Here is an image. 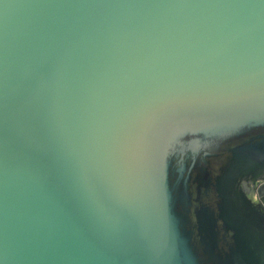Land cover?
<instances>
[{
    "label": "water",
    "instance_id": "water-1",
    "mask_svg": "<svg viewBox=\"0 0 264 264\" xmlns=\"http://www.w3.org/2000/svg\"><path fill=\"white\" fill-rule=\"evenodd\" d=\"M263 184L262 0H0V264H264Z\"/></svg>",
    "mask_w": 264,
    "mask_h": 264
},
{
    "label": "flooded vegetation",
    "instance_id": "flooded-vegetation-1",
    "mask_svg": "<svg viewBox=\"0 0 264 264\" xmlns=\"http://www.w3.org/2000/svg\"><path fill=\"white\" fill-rule=\"evenodd\" d=\"M262 186H263V185H262ZM260 187H261V186H260ZM250 189H254L253 186H251ZM259 189H260V188L257 189V192H260L261 189H262V187H261L260 191H259ZM262 196H264V194H261V197H262ZM262 198L264 199V197H262Z\"/></svg>",
    "mask_w": 264,
    "mask_h": 264
},
{
    "label": "rangeland",
    "instance_id": "rangeland-1",
    "mask_svg": "<svg viewBox=\"0 0 264 264\" xmlns=\"http://www.w3.org/2000/svg\"><path fill=\"white\" fill-rule=\"evenodd\" d=\"M261 194H264V184H263V186H262V189H261ZM262 197H264V196H262Z\"/></svg>",
    "mask_w": 264,
    "mask_h": 264
},
{
    "label": "snow or ice",
    "instance_id": "snow-or-ice-1",
    "mask_svg": "<svg viewBox=\"0 0 264 264\" xmlns=\"http://www.w3.org/2000/svg\"><path fill=\"white\" fill-rule=\"evenodd\" d=\"M262 2H264V0H262Z\"/></svg>",
    "mask_w": 264,
    "mask_h": 264
}]
</instances>
